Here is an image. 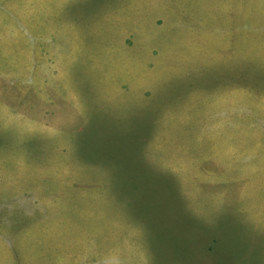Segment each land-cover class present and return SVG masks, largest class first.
<instances>
[{"label": "rangeland", "instance_id": "374dc122", "mask_svg": "<svg viewBox=\"0 0 264 264\" xmlns=\"http://www.w3.org/2000/svg\"><path fill=\"white\" fill-rule=\"evenodd\" d=\"M0 264H264V0H0Z\"/></svg>", "mask_w": 264, "mask_h": 264}, {"label": "bare ground", "instance_id": "6f19581e", "mask_svg": "<svg viewBox=\"0 0 264 264\" xmlns=\"http://www.w3.org/2000/svg\"><path fill=\"white\" fill-rule=\"evenodd\" d=\"M65 42V41H64ZM72 43V42H71ZM53 48V47H52ZM72 50V49H71ZM102 64V63H101ZM99 66V65H98ZM101 68V67H100Z\"/></svg>", "mask_w": 264, "mask_h": 264}]
</instances>
